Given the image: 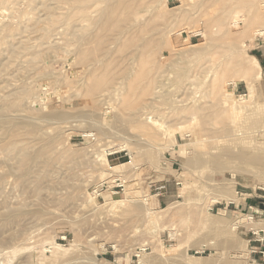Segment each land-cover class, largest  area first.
I'll use <instances>...</instances> for the list:
<instances>
[{"label":"rangeland","instance_id":"rangeland-1","mask_svg":"<svg viewBox=\"0 0 264 264\" xmlns=\"http://www.w3.org/2000/svg\"><path fill=\"white\" fill-rule=\"evenodd\" d=\"M79 1L0 0V264H264V0Z\"/></svg>","mask_w":264,"mask_h":264},{"label":"bare ground","instance_id":"bare-ground-1","mask_svg":"<svg viewBox=\"0 0 264 264\" xmlns=\"http://www.w3.org/2000/svg\"><path fill=\"white\" fill-rule=\"evenodd\" d=\"M59 1V0H58ZM63 1V0H62ZM74 1H79V0H74ZM82 0H80L79 1V3L81 2ZM182 1V0H181ZM187 1V0H186ZM185 1V2H186ZM188 1H192V0H188ZM195 1V0H194ZM193 1V2H194ZM183 2V1H182ZM198 3L199 2H194L193 4L194 5H198ZM95 4H96V2H95ZM184 4V3H183ZM186 4V3H185ZM190 4V3H189ZM187 5V4H186ZM264 12V11H263ZM234 14V13H233ZM236 15V14H235ZM231 16L233 17L234 15H232L231 14ZM232 17H231V19H232ZM233 18H236V16L235 17H233ZM239 19V18H238ZM237 19V20H238ZM240 20V19H239ZM233 22L235 23V22H237L236 21V19H233ZM225 23H226V19L224 20V21H222V25L223 26H225ZM259 23V22H258ZM257 24V23H256ZM231 26V25H230ZM259 33H257V34H260V31H258ZM261 34H264V33H261ZM196 35H199V34H196ZM231 35V34H230ZM242 47H246V45L245 44H242ZM32 54H34V53H32ZM36 54V53H35ZM34 54V55H35ZM18 55V52L16 51V50H13V52H12V56L13 57H16ZM37 55V54H36ZM255 64H256V67L258 68V70H259V72H260V68H259V65H258V63L255 61ZM255 67V66H254ZM258 70H257V72L255 73V72H253V69H252V67L250 66V65H248V64H246L245 62H241L240 63V65L238 66V68H237V73H242V76H240V78H239V81H241V82H243L244 84H245V86H246V89H247V95L246 96H240L239 98H238V100H237V102H238V104H236V106H235V108H234V111L232 112V115H233V118H236L237 116H239L240 114H241V112H243L244 110H246V103L248 102V100L250 101L251 99H253L255 96H256V93H257V84H258V82H259V72H258ZM219 79V78H218ZM215 80V79H214ZM237 84V82H235V81H232V82H230V83H228L227 84V88H228V90L226 91V95H224L226 98H228V99H233L234 97H233V93H231L230 92V87L231 86H235ZM212 88H213V90H220V88H221V83H220V80L219 81H217V80H215L214 81V83L212 84ZM232 88V87H231ZM23 94V93H22ZM254 101V100H253ZM251 103V102H250ZM251 107V106H250ZM141 110V109H140ZM245 112V111H244ZM245 114V113H244ZM248 114V113H247ZM250 114V113H249ZM252 114V113H251ZM242 116V115H241ZM240 117V116H239ZM244 118H246V115H245V117ZM152 124H154V125H156V121H153V122H151ZM241 130H238V132H240ZM261 132H262V130H260ZM260 131H259V133H260ZM239 134V133H238ZM241 134V133H240ZM235 135V134H234ZM242 135V134H241ZM241 135H239V136H241ZM90 136H92V135H84V137H90ZM151 137V136H150ZM232 138H233V136H232ZM205 140V139H204ZM202 141V140H201ZM174 144V143H173ZM173 144L171 143V144H169V145H167L165 148H168V149H172L171 147L173 146ZM262 144H264V143H262ZM109 154H111V153H108V154H106V155H109ZM261 159H262V157H261ZM99 162H100V164L101 165H103L106 169L104 170V171H109V172H114V171H116V170H118V169H120V168H123V167H125V166H127L128 165V163H124V164H120V165H117V166H109V164H108V161H107V159H105V157H104V155H102L101 156V158H100V160H99ZM263 161H261V163H262ZM108 169V170H107ZM104 175H106L105 173H102L101 174V176L102 177H104ZM227 182H230L229 180H225V182L221 185V186H225V187H223V189H224V191H222V192H220L221 194H220V197H225V198H227V200H230V201H236L235 199H236V197L234 198H229V196L227 195L228 193H227V191L226 190H228V183ZM231 183V182H230ZM263 189V188H262ZM108 196V195H107ZM127 196V198H129L130 196L129 195H126ZM106 197V196H105ZM108 199V198H107ZM220 198H217V197H215L214 199H212V202H218V200H219ZM88 201H89V203H91V205L93 204V206L94 205H97V203L95 202V200H94V198H92V197H89L88 198ZM123 202H125V200H116V201H114V200H110L108 203H106V205H111V206H115L116 204H121V203H123ZM237 202V201H236ZM96 203V204H95ZM236 205V204H235ZM97 208V207H96ZM98 208H99V206H98ZM113 208V207H112ZM252 209H254V208H252ZM251 209V210H252ZM253 211V210H252ZM253 212H249L248 214H243V215H246L247 217H248V222H249V224H253V223H255L254 222V220H253ZM238 227V225H235V227L234 228H237ZM172 235H173V233H171ZM234 246V247H233ZM232 250H231V248H230V250H231V252H230V254H232V256H233V259L235 260H238V258L240 257V260L238 261V262H236V263H234V264H239L240 263V261H241V250H239L238 249V247L236 246V244H232ZM250 256V255H249ZM249 256H247V258H246V261H245V263H243V264H247V263H249V262H252V260H251V258L249 257ZM210 257H214V258H217V254H210ZM235 260V261H236ZM218 261V260H217ZM215 262H216V260H215ZM255 262V261H254ZM194 264H216V263H214L213 261L212 262H209V263H205V262H197V261H194Z\"/></svg>","mask_w":264,"mask_h":264},{"label":"built area","instance_id":"built-area-1","mask_svg":"<svg viewBox=\"0 0 264 264\" xmlns=\"http://www.w3.org/2000/svg\"><path fill=\"white\" fill-rule=\"evenodd\" d=\"M108 156H110V155H108ZM119 180L120 179H116L115 181H118L119 182ZM103 188L104 189H106V188L107 189L108 188H111V189H113V188H119L120 189L121 188V185L120 184H117L116 186L115 185H112V186L108 187L107 185L102 184L99 188H96L95 191L101 192ZM95 191H94V193H95ZM111 194L115 195L116 193L112 192ZM253 236L256 237V241L259 242L260 244L264 243V230H259L257 233H253ZM259 254H261V256H262L261 258L264 260V250L263 249H261V248L259 249Z\"/></svg>","mask_w":264,"mask_h":264},{"label":"crops","instance_id":"crops-1","mask_svg":"<svg viewBox=\"0 0 264 264\" xmlns=\"http://www.w3.org/2000/svg\"><path fill=\"white\" fill-rule=\"evenodd\" d=\"M248 201V202H247ZM243 205H247L248 207H250V208H254V210H259L260 211V209L261 210H264V202L263 201H259V200H256V199H247V200H245V202L243 203ZM260 213H261V211H260ZM263 244H260V246H261V248H263V246H262ZM258 249H260V248H258V247H256L255 248V250H257L258 251ZM259 253V252H258ZM257 260L259 261H261V258L260 257H258V259H254L253 260V262L254 263H256L257 262ZM262 261H264L263 259H262ZM257 264V263H256Z\"/></svg>","mask_w":264,"mask_h":264}]
</instances>
